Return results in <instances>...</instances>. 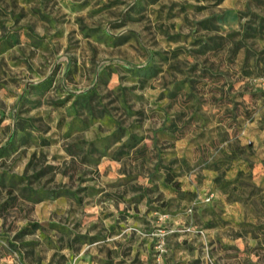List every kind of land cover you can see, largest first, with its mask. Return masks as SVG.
Masks as SVG:
<instances>
[{"label": "rangeland", "instance_id": "1", "mask_svg": "<svg viewBox=\"0 0 264 264\" xmlns=\"http://www.w3.org/2000/svg\"><path fill=\"white\" fill-rule=\"evenodd\" d=\"M0 264H264V0H0Z\"/></svg>", "mask_w": 264, "mask_h": 264}]
</instances>
